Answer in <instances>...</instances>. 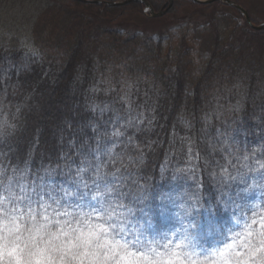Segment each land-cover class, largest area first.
Listing matches in <instances>:
<instances>
[{
	"label": "trees",
	"instance_id": "16d2710c",
	"mask_svg": "<svg viewBox=\"0 0 264 264\" xmlns=\"http://www.w3.org/2000/svg\"><path fill=\"white\" fill-rule=\"evenodd\" d=\"M68 1L95 14L71 16L69 33L80 28L58 54L46 43L59 18L30 54L0 37V123L14 125L0 135L8 207L45 204L49 215L70 213L61 220L91 216L130 252L174 249L185 264H216L219 249L231 247L229 264H251L246 253L264 233L263 54L252 56L242 39L213 24L212 48L197 60L190 38L204 34L201 22L157 35L109 28L106 20L104 28L87 27V17L141 5ZM44 94L53 96L47 106ZM9 190L28 198L14 201ZM105 210H115L112 219H97Z\"/></svg>",
	"mask_w": 264,
	"mask_h": 264
},
{
	"label": "rangeland",
	"instance_id": "374dc122",
	"mask_svg": "<svg viewBox=\"0 0 264 264\" xmlns=\"http://www.w3.org/2000/svg\"><path fill=\"white\" fill-rule=\"evenodd\" d=\"M111 1L116 2L122 0ZM151 1L156 6L155 10H158L166 0ZM235 1L248 9L250 17L256 25L264 23V0ZM141 10V6L133 4L126 7L124 11L117 10V14L105 13L104 17H99L96 20V16H94L93 19L87 17L85 19L86 24H84L87 27L97 24L100 28H104L106 22L107 25L109 24V28L120 27L127 29L128 32L135 31L138 35H157L162 31L169 30L171 28L170 25H172V27L174 26L173 28H177L176 24H184L193 27V23L201 22L204 24L203 26L207 28L204 30V34L197 39L191 37L193 39L191 40L190 38L197 60V57H203V53L209 52L212 48L214 42L212 33L214 24L223 36L233 34V36H236L239 40L242 39V42L251 50L252 56L258 57L260 54H263L260 58L264 59V34L257 32L259 30L252 32L250 30L251 28L243 22L239 12L235 8L227 6L224 3H212L208 7H201L193 4L189 0H177L175 5L171 7L164 16L155 19L145 17L143 13H141ZM90 12L91 14H95L94 10L91 11L88 9L87 11L86 7L83 5L75 6L68 0H0V37L3 39V43L13 48L14 51L19 50L21 54L25 52L30 54L35 51L36 43L37 45L45 43L43 42L45 35L53 29L52 26H54V23H51V21L54 19L57 21L59 18L57 22L58 25L56 23L57 27H55L57 29L55 32L56 36H53L52 39L46 43L47 47L52 48V50L56 52L61 45L67 44L66 39L68 37L76 36L78 33L77 30L80 28V23H78L76 29L73 28L72 33H69L71 30V16L75 13H81L80 15H83V13L90 14ZM237 19L241 21V24H239L240 27L238 28L236 23V21H238ZM104 20L106 21L104 22ZM222 29L224 32H222ZM261 31H264V28ZM56 53L58 54L59 52ZM15 54L16 53H13L12 56H15ZM263 59H260L261 62H258L257 66L259 67V71L264 75ZM96 67L95 69H97ZM105 67V69H108L109 66ZM105 69L102 70L101 67L100 71L97 70L98 81L99 74H102ZM122 78H124V76H122ZM110 79L112 80V77ZM99 83L105 84L104 80L99 81ZM233 92H241V88L236 86L233 88ZM41 98L44 99H40V103L45 104V100H52L53 96L44 94V97L42 96ZM60 100H62V98ZM50 102L51 104L56 103V101ZM61 102L62 103H59L58 106L54 105L56 109L60 110L59 113L63 111L62 106L64 101L62 100ZM45 105L47 106V103ZM48 115L46 114V116ZM225 149L238 157H246V155H239L241 152L239 147L228 146ZM258 236L260 235L258 234ZM221 253L226 254L225 251ZM225 258L226 256H220L218 259L219 263L225 264Z\"/></svg>",
	"mask_w": 264,
	"mask_h": 264
},
{
	"label": "snow or ice",
	"instance_id": "6c2138e0",
	"mask_svg": "<svg viewBox=\"0 0 264 264\" xmlns=\"http://www.w3.org/2000/svg\"><path fill=\"white\" fill-rule=\"evenodd\" d=\"M5 126L14 127L7 121L0 123V135L6 134ZM114 135L119 136L121 133L117 131ZM260 168L264 169V164ZM86 170H78L77 175ZM0 175L3 173L0 172ZM101 175L97 168L96 176ZM9 195L14 201L28 198L17 196L11 190ZM49 207L45 204H38L35 208L29 205L27 211H22L15 202L12 207H8V201L0 195V260L4 264H185L174 249L156 252L153 256L130 252L127 245L109 239V228L96 223L91 216L86 219L83 216L56 219L58 216L70 217V213L53 211L49 215ZM105 212L103 216L97 213V219L110 220L115 215V210ZM261 220L264 222V217ZM258 239L259 246H249V252L246 253L254 258L251 264H264V233Z\"/></svg>",
	"mask_w": 264,
	"mask_h": 264
},
{
	"label": "water",
	"instance_id": "95a60500",
	"mask_svg": "<svg viewBox=\"0 0 264 264\" xmlns=\"http://www.w3.org/2000/svg\"><path fill=\"white\" fill-rule=\"evenodd\" d=\"M172 1L173 0H168V2H167L168 5H169L168 7H170V5L172 4ZM211 1H214V0H208V1H205V2L208 3V2H211ZM222 1H225L229 5L235 6L239 11H241L244 14L245 18H246V22L248 24H250L251 27H254L257 30H260V29L264 28V24L257 25V26L252 25L251 22H250V19L248 17V14L246 13V11L242 7H240L238 5H235L230 0H222ZM129 2H141V3H143L144 6H145L144 7V12H148L151 16H154V17L155 16H162L164 14V12H165V11L154 12L153 8L151 7V5L146 0H124L123 2H121V4L129 3Z\"/></svg>",
	"mask_w": 264,
	"mask_h": 264
}]
</instances>
